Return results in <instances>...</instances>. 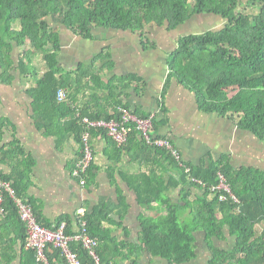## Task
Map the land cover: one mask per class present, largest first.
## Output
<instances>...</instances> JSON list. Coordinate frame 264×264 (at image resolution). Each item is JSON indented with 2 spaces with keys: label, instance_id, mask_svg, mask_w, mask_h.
I'll list each match as a JSON object with an SVG mask.
<instances>
[{
  "label": "trees",
  "instance_id": "1",
  "mask_svg": "<svg viewBox=\"0 0 264 264\" xmlns=\"http://www.w3.org/2000/svg\"><path fill=\"white\" fill-rule=\"evenodd\" d=\"M194 16L220 17L226 25L177 40V47L166 59L158 110L152 114L125 102L132 89L143 97L137 93V86L133 87L138 84L146 88L148 83L142 76L128 73L108 77L110 67H114L110 45L95 53L97 63L90 66L80 63L75 70H68L61 65L63 40L53 25L92 41L96 40V29L139 34L147 26H158L171 32ZM142 40L145 50L157 47ZM16 47L26 48L17 59L12 54ZM38 56L42 57L41 65L36 61ZM19 78L33 85L26 93L33 100L36 128L45 137L54 138L58 148L71 141L79 146L70 176L80 186L83 177L75 179L72 175L83 155L85 128L76 108L81 109L82 117L108 122L120 121L122 109L142 119L155 115L151 136L167 139L179 152L180 160L168 149L147 145L133 125L128 126L131 131L123 147L116 145L108 131H93L94 160L83 178L86 187L98 178V139L108 141L111 147L106 155L115 167L121 164L126 149L131 163L140 167L139 175L118 172L141 209L138 241L125 242L113 235L110 226H118L129 235L124 220L130 204L115 180V167L109 177L116 189L117 205L100 202L83 216L63 214L53 222L46 221L40 202L29 194L37 161L23 147L15 124L0 117V136L8 128L13 137L10 143L0 145V164L12 168L9 175L0 171V180L12 185L46 229L56 231L66 224L65 235L73 238L70 250L81 264H124L132 257V263L138 264L140 256L167 264H189L197 258L198 232L204 233L212 252L208 264H264V229L257 232L264 224V171L237 166L232 157H218L212 152L209 159L186 161L165 133L170 121L165 99L173 81H178L194 94L199 111L230 119L237 129L264 143V0H0V83L13 85ZM61 89L68 92V99L58 103ZM83 95L86 101L79 104ZM220 175L226 178L235 198L219 190ZM223 196L227 200L222 201ZM113 214L119 219L114 220ZM84 223L88 234L98 240L100 263L81 240L75 239ZM27 231L19 206L8 201L6 214L0 219V264H15L18 259L21 264H46L38 259L36 250L27 248ZM229 237L235 239L232 249L217 245ZM46 255L48 264H70L62 250L53 245L47 247Z\"/></svg>",
  "mask_w": 264,
  "mask_h": 264
},
{
  "label": "crops",
  "instance_id": "2",
  "mask_svg": "<svg viewBox=\"0 0 264 264\" xmlns=\"http://www.w3.org/2000/svg\"><path fill=\"white\" fill-rule=\"evenodd\" d=\"M111 33L114 34L115 32ZM121 36H130L136 38L137 40L140 38L139 34L135 33L122 32ZM121 44L124 43L120 42V45ZM142 51L143 59L147 53L154 55L157 54L156 50L151 52V50L144 51L142 49ZM114 52H116V54L113 55L114 67H110V79L113 75L123 76L128 73H138V71H135L133 69L127 71L126 73L127 69L125 65L127 63L125 62H127V57L122 54L121 46L118 49L114 47ZM166 59L167 57L165 58V62ZM141 71L142 73H140V75L143 78L149 76V73H145V67H143ZM166 74L167 70L165 67L164 76H161L163 77V81L160 82L158 88L153 87L154 85H150V81L148 78H144L148 84H146V93L142 98L143 104H145V101H147V104H153L151 108H146L145 111L147 113L152 114L158 110L157 98L158 94H160L159 92H161L162 90ZM135 85L138 84H134V86ZM31 86H33L31 82H23L20 78L13 85H5L0 83V98L2 100V105L0 106V117L9 118L15 124L18 130V138L22 141L23 147L26 149L28 154L34 157V159L37 161V165L34 167L33 173L31 175L29 194L30 196L38 199V201L40 202L42 212L46 217V221L53 222L57 219V217L63 214H68L73 217L82 213V215H85L86 213L92 211L93 208L97 206L100 202H107L110 205H117L118 197L116 195V189L112 187L111 179L109 177V171L111 173L112 168L115 166L108 159L109 155H106L109 154V147H111L109 146L108 141L103 139H98V141H95V150L97 153V166L99 168L98 178L96 179L95 183L89 184L86 188H82L79 183L75 182L70 176L71 168L74 166L75 163L76 152L79 151V146H77L74 141H71L64 145L62 148H58L56 147L54 138L45 137V135L36 128L32 117L34 113L32 106L33 100L26 93V90L31 88ZM138 87H142L144 89V86L138 85ZM153 88L155 89V92L159 91L157 95H147V89H150L152 91ZM173 88H178L183 100L187 99L188 96H191L190 100H194L196 102L194 94H192L190 91L178 84V81H173L170 90H172ZM84 96L85 95L80 97L79 104H83V102L86 101ZM138 99L139 96L137 100L133 102V104L137 105L139 103ZM125 102H128V99H126ZM111 107L112 106H110V109ZM133 108H135V106ZM167 111L169 113L168 108ZM211 121H229L231 123L232 128L235 129L236 127L235 123L230 119L214 117V119H211ZM4 132L5 139L4 142L0 145L8 144L13 140L11 131L9 132L8 128H5ZM165 133H169V137L172 139V141L175 142L177 145L181 146L178 148L183 153V157L186 161H192V158L197 155H200L201 152H203L202 145L197 146L194 143L191 144V142L189 141H183L181 140V138H175V136H173L172 134L169 125L166 128ZM253 138L254 137H251L250 135L245 137V139L249 140V142L251 143L254 141ZM233 146L234 143L231 147ZM215 154L218 157H220L221 155H225L224 152H220V155L217 152ZM195 159L197 160V158ZM232 159L234 162L233 157ZM0 171L6 175H9L12 173V168L10 165L0 164ZM113 171H115V180H117L119 188L123 191L125 197L128 199V202L130 204L129 213L126 215L124 220V225L125 227H127L126 229L127 232H129V235H125L124 230L122 228H119L118 226H110L113 227V230L115 231L113 235L117 236L120 241L136 243L138 241L139 232H137V236H135L134 234L136 230L139 231L140 229L138 225L139 222H137V219L138 214L141 212V209L136 202V197L134 193L131 192L127 185L122 182V180L118 176V172H122L124 174L126 173L132 176L139 175L140 167L131 163L128 149H126V151L122 154L121 164L115 167ZM146 171L147 170H143V172ZM27 173H29V170L27 171ZM137 209L139 211H137ZM112 218L114 220H118L119 216L117 214H113ZM141 257L148 258L147 256H140L139 258ZM131 260H135V257H132ZM17 261L18 264H21V259H18ZM132 261L126 260L123 261V263H132Z\"/></svg>",
  "mask_w": 264,
  "mask_h": 264
},
{
  "label": "rangeland",
  "instance_id": "3",
  "mask_svg": "<svg viewBox=\"0 0 264 264\" xmlns=\"http://www.w3.org/2000/svg\"><path fill=\"white\" fill-rule=\"evenodd\" d=\"M225 25L226 22L220 17L194 16L185 25H182L178 27L177 30L171 32L168 31L166 27L147 26L143 32H139L140 38L138 40L130 36H121L122 32H115L112 34L111 30H106L103 28L96 29L94 32L96 40L92 41L84 40L83 38L75 35L70 30H66L63 27L54 25L53 27L57 28V30H60L61 32L63 46L62 52L59 54L60 62L61 65L68 68V70H75L77 67H79L80 63H82L83 67L84 65L86 67L93 63H97L95 53L101 51L107 45L111 46L113 57V55L116 54V52H114V47L118 49L121 46L122 54L127 57V62H125L127 63L125 65L127 69L126 73L127 71L133 69L138 71L137 74L140 75V73H142V68L145 67V73H149V76H146V78L149 79L150 85H154L153 87L158 88L160 82L163 81V77L161 76H164L166 67L165 58L167 57L169 51L177 47V40L179 38L190 34L203 33L213 29L218 30L223 28ZM142 38L144 41L149 40L152 43H156L157 47L145 50L140 44V42L143 41ZM120 42L124 44L120 45ZM25 49L26 48L24 47H16L12 52L14 58L17 59L20 54L25 51ZM142 49L144 51L151 50V52L156 50L157 54L154 55L147 53L143 59ZM36 61L39 65L43 63L41 56H38ZM14 73H16V70ZM104 75L108 74L106 73ZM104 79L106 80L108 77H104ZM136 86L137 89H139L137 90V93L141 96H144L145 89L142 87L139 88L138 85H135L134 88H136ZM158 92H155L154 88L152 91L147 89V95L150 94V96H156ZM190 97L191 96H188L187 99L183 100L178 88H173L168 92V95L165 99V104L169 110V126L173 136L178 139L181 138L183 141H189L191 144L194 143L197 146H203V152L191 160L197 162V160H200L202 157L209 159L211 155L208 153L210 152L213 153L212 155H214L216 152L219 153V155L220 152H224L225 155L230 156V158H234L233 163L235 165L244 164V166H253L258 168V170L264 171V143L258 141L256 138H253L254 141L252 143L249 142V140L245 139V137L248 135L251 137L253 136L248 132H242L236 127L235 129L232 128L229 121H211V119H214V117L218 116L215 114H208L199 111L196 106V102L194 100L191 101ZM137 98L138 96L135 89L129 91L128 96L126 97L128 102L132 104V107L137 106L139 110H142V112H146V108H151V106H153V104H147V101H145V104H143V97H139V103L137 105L133 104ZM4 139L5 136H0V144L4 142ZM232 142L234 143L233 147H231L233 145ZM178 147L181 146L178 145ZM195 158H197V160ZM137 211L139 210L137 209ZM82 214H80V216H83ZM137 222H139L138 219ZM138 225H140V222ZM263 229L264 224L259 225L257 227V232L260 233ZM137 232L139 231H135V236H137ZM196 237L197 258L196 260L191 261L190 264H208V261L212 258V252L206 245L205 235L203 232H198L196 233ZM217 245L226 249H232L235 246V239L229 237L228 241H217ZM138 260V264H167L165 261L158 258L149 259L146 257H141ZM125 263L132 264L130 262ZM16 264H18V261Z\"/></svg>",
  "mask_w": 264,
  "mask_h": 264
},
{
  "label": "built area",
  "instance_id": "4",
  "mask_svg": "<svg viewBox=\"0 0 264 264\" xmlns=\"http://www.w3.org/2000/svg\"><path fill=\"white\" fill-rule=\"evenodd\" d=\"M68 99V92L66 90H59L57 94L58 103H63ZM77 109V117L81 119V125L85 128L83 135V144L84 149L82 150L83 155L75 166V171L73 172V178H84L88 175L89 168L92 165L94 160V150L92 148V133L95 130H106L108 131L112 140L116 143L117 146L123 147L127 142V137L131 128L129 125L136 126L138 131L141 134L144 142L149 146H155L158 148H165L171 151L173 156L180 160L179 152L172 147L170 142L167 139H153L151 132L153 129V118L155 115H152L148 119H142L134 115L128 110L122 109V117L120 121H105V120H92L89 117H82V112L80 108ZM82 178L81 186L86 187L87 181ZM220 191H224L229 194L231 197L235 198L232 195L230 187L226 178L223 175H220ZM222 201L227 200V197L223 196ZM8 201H14L19 206L20 216L22 221L27 226V248L34 249L38 252V259L40 261L46 262L47 255L46 250L49 245H53L55 248L62 250L63 254L66 256L70 264H81L79 257L74 254L69 247V242L73 239L65 235L66 224L63 223L56 231H52L43 227L38 220L37 215L35 214L33 208L30 205H26L22 199L17 195L16 190L8 182L0 180V219L6 214V204ZM84 228L82 233L79 236H76V240H81L86 249L91 251V254L98 260L100 263L101 259L97 254V247L99 245L98 240L94 239L88 234L87 223L83 224Z\"/></svg>",
  "mask_w": 264,
  "mask_h": 264
}]
</instances>
